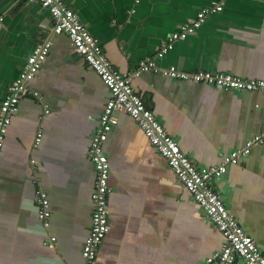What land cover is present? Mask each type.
Instances as JSON below:
<instances>
[{
	"label": "crops",
	"instance_id": "crops-1",
	"mask_svg": "<svg viewBox=\"0 0 264 264\" xmlns=\"http://www.w3.org/2000/svg\"><path fill=\"white\" fill-rule=\"evenodd\" d=\"M212 1L62 0L122 73L154 59L179 25ZM0 19V103L33 48L51 43L11 116L0 157V264H83L95 182L87 154L109 91L68 37L52 33L50 15L39 4L0 0ZM156 62L184 73L264 79V0L226 1L221 13L208 16ZM132 86L196 165H218L222 155L264 133L263 93L224 91L153 72L140 74ZM116 117L104 143L109 232L94 264H201L220 249L221 234L138 123L124 113ZM213 188L264 255V141ZM39 190L49 200L48 227L37 218ZM51 237L53 248L45 245Z\"/></svg>",
	"mask_w": 264,
	"mask_h": 264
},
{
	"label": "built area",
	"instance_id": "built-area-1",
	"mask_svg": "<svg viewBox=\"0 0 264 264\" xmlns=\"http://www.w3.org/2000/svg\"><path fill=\"white\" fill-rule=\"evenodd\" d=\"M37 3L50 15L51 31L55 35L65 34L74 51L84 60L89 69L95 72L109 91V97L98 118L97 127L90 137L88 159L95 172L94 187L90 196L91 216L87 237L81 248L83 264H94L100 243L109 232L107 195L110 191V166L104 151L108 135L117 125V113H124L138 123L150 146L166 161L177 181L191 195L197 207L219 231L223 242L219 250L204 259L201 264H264V255L252 237L245 232L240 223L229 213L222 198L213 188V182L220 181L228 167L237 165L246 157L253 145L264 141V133L246 141L242 148L234 149L221 156V163L213 166H199L185 154L178 142L163 128L156 116L146 107L135 92L132 80L142 73L153 72L174 80H188L203 83L224 91L258 92L264 94V79H242L227 73L196 71L184 73L175 67L161 68L157 65L166 53L173 49L176 41L184 40L195 33L206 18L221 13L228 0H215L208 7L196 12L194 19L179 25L162 43L154 59L139 61L137 68L129 73L119 72L107 59L98 41L88 32L79 17L62 0H27ZM140 0H135L138 4ZM134 9L128 14L134 13ZM2 19H0L1 25ZM50 41L37 44L27 56L18 77L8 87V95L0 103V157L4 146L11 116L18 110L19 100L27 92V86L39 71L50 52ZM37 95V93H34ZM45 113H48L46 111ZM39 131L35 145L40 142ZM37 218L44 227L49 226V200L41 190L35 192ZM55 237L45 245L53 248Z\"/></svg>",
	"mask_w": 264,
	"mask_h": 264
}]
</instances>
